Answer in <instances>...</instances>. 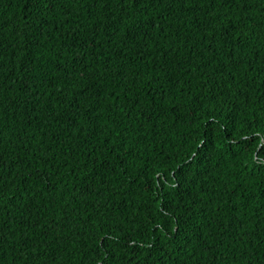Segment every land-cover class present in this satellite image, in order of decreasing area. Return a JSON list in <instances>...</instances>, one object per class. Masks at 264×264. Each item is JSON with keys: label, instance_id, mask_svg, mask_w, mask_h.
Wrapping results in <instances>:
<instances>
[{"label": "trees", "instance_id": "16d2710c", "mask_svg": "<svg viewBox=\"0 0 264 264\" xmlns=\"http://www.w3.org/2000/svg\"><path fill=\"white\" fill-rule=\"evenodd\" d=\"M0 264H264V0H0Z\"/></svg>", "mask_w": 264, "mask_h": 264}, {"label": "snow or ice", "instance_id": "6c2138e0", "mask_svg": "<svg viewBox=\"0 0 264 264\" xmlns=\"http://www.w3.org/2000/svg\"><path fill=\"white\" fill-rule=\"evenodd\" d=\"M174 231H176V230L174 229Z\"/></svg>", "mask_w": 264, "mask_h": 264}]
</instances>
